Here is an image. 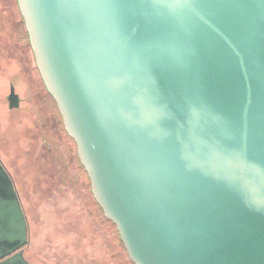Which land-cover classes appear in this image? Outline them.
Masks as SVG:
<instances>
[{
  "label": "water",
  "instance_id": "1",
  "mask_svg": "<svg viewBox=\"0 0 264 264\" xmlns=\"http://www.w3.org/2000/svg\"><path fill=\"white\" fill-rule=\"evenodd\" d=\"M16 1L129 260L264 264V0ZM27 243L0 161V264Z\"/></svg>",
  "mask_w": 264,
  "mask_h": 264
},
{
  "label": "rangeland",
  "instance_id": "2",
  "mask_svg": "<svg viewBox=\"0 0 264 264\" xmlns=\"http://www.w3.org/2000/svg\"><path fill=\"white\" fill-rule=\"evenodd\" d=\"M19 107L8 108L9 84ZM0 161L28 218L34 264H133L95 202L35 67L16 0H0Z\"/></svg>",
  "mask_w": 264,
  "mask_h": 264
},
{
  "label": "flooded vegetation",
  "instance_id": "3",
  "mask_svg": "<svg viewBox=\"0 0 264 264\" xmlns=\"http://www.w3.org/2000/svg\"><path fill=\"white\" fill-rule=\"evenodd\" d=\"M23 25H24V22H23ZM24 27H25V25H24ZM25 32H26V35H27V38H28V33H27V31H26V28H25ZM28 41H29V38H28ZM30 45V44H29ZM30 48H31V46H30ZM31 52H32V49H31ZM32 55H33V52H32ZM33 58H34V55H33ZM34 61H35V59H34ZM35 67H36V69H37V72L39 73V71H38V68H37V66H36V63H35ZM39 75H40V73H39ZM41 77V76H40ZM44 84V83H43ZM10 93H12L13 94V102L15 103H13L12 105H15V106H12V107H10V102L8 101V108L10 109V110H14V109H16V108H18L19 107V104H20V99H19V96H18V94L15 92V87H14V85H13V83H10L9 84V94L8 95H10ZM50 95V94H49ZM8 97V96H7ZM52 98V97H51ZM8 99V98H7ZM54 101V100H53ZM55 103V102H54ZM83 168V167H82ZM84 170V169H83ZM85 172V171H84ZM86 174V173H85ZM87 176V175H86ZM19 195V194H18ZM21 202V201H20ZM22 205V204H21ZM99 207V206H98ZM23 208V207H22ZM100 209V208H99ZM101 210V209H100ZM24 211V210H23ZM102 212V211H101ZM24 214H25V211H24ZM103 214V213H102ZM26 216V215H25ZM26 218H27V216H26ZM105 218V217H104ZM106 219V218H105ZM107 220V219H106ZM27 223H28V242H29V237H30V227H29V222H28V218H27ZM27 245H28V243L24 246V248H23V255H24V257H25V259L30 263V264H34L29 258H27L26 257V255H25V251H26V247H27ZM123 246V245H122Z\"/></svg>",
  "mask_w": 264,
  "mask_h": 264
}]
</instances>
